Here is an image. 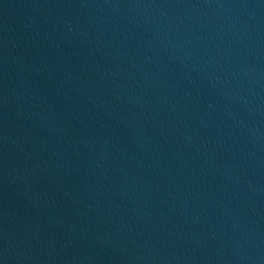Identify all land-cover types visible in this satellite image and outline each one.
Instances as JSON below:
<instances>
[{
	"label": "water",
	"instance_id": "obj_1",
	"mask_svg": "<svg viewBox=\"0 0 264 264\" xmlns=\"http://www.w3.org/2000/svg\"><path fill=\"white\" fill-rule=\"evenodd\" d=\"M0 264H264V0H0Z\"/></svg>",
	"mask_w": 264,
	"mask_h": 264
}]
</instances>
